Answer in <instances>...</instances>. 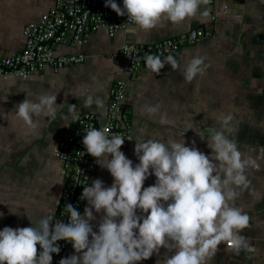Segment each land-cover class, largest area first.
<instances>
[{"label":"crops","instance_id":"1","mask_svg":"<svg viewBox=\"0 0 264 264\" xmlns=\"http://www.w3.org/2000/svg\"><path fill=\"white\" fill-rule=\"evenodd\" d=\"M53 3L54 0H0V51L20 50L24 25L37 21ZM202 27H212L213 37L175 53L179 68L165 65L157 74L143 61L138 77L128 81L125 102L131 109L132 133L125 138L121 151L134 167L139 163L135 140L183 139L186 146L194 145L210 154L206 144L209 130L224 131L239 151L259 167L246 170L250 183L237 189L239 196L235 200V205L250 217L249 226L241 234L252 250L236 253L224 243L221 264H264V0H217L213 10L201 4L195 17L179 25L165 21L147 32L128 29L112 38L96 32L80 48L58 49L61 53L83 55L85 62L81 65L57 74L46 69L25 82L0 78V231L4 227L32 226L26 215L39 220L49 210L54 212L63 184L55 147L68 135L76 115L92 113L101 123L104 121L110 86L116 80L128 79L127 59L118 53L121 45L159 41ZM200 56L205 57L203 72L186 81L184 67ZM41 93L56 95L60 107L54 118L34 115L33 120L39 123L32 128L13 110L25 97L35 102ZM89 94L100 97L104 108L95 104L86 107ZM157 103L160 112L149 117L144 105ZM96 179L106 187L113 184L110 173L99 165L90 186ZM155 182V176L150 175L144 187ZM93 212L96 218L91 224L93 231H98L103 213ZM138 213L145 215L139 210ZM74 254L71 244L67 257ZM164 257L163 252L151 259L163 261Z\"/></svg>","mask_w":264,"mask_h":264},{"label":"clouds","instance_id":"2","mask_svg":"<svg viewBox=\"0 0 264 264\" xmlns=\"http://www.w3.org/2000/svg\"><path fill=\"white\" fill-rule=\"evenodd\" d=\"M206 3L208 0H123L121 8L115 0H107L105 6L132 22L129 31L139 28L147 32L165 21L179 25L195 17L200 5ZM204 61L205 57H196L184 67L186 81L203 72ZM145 63L157 74L165 65L179 68L172 55L163 59L147 55ZM93 104L104 108L100 97L87 95L85 106ZM59 107L56 95L41 93L35 102L25 97L13 112L35 128L39 122L33 120L34 115L54 118ZM160 107L159 103L144 105L149 117L158 114ZM230 119L226 117L223 123ZM209 131L206 144L210 154L194 145L186 146L183 139L135 140L139 163L134 167L121 151L125 138L120 134L86 130L83 146L100 167L107 169L113 184L106 187L96 179L83 187L80 199L88 206L81 215L73 205H66L67 222L55 220V212L49 210L39 220L26 215L30 227H4L0 231V264H52L53 254L60 252L58 241L70 242L75 253L59 264H139L159 254L161 248L174 250V254L165 256L160 264H209L221 243L236 253L251 251L241 234L250 217L235 200L237 189L250 183L246 170L259 165L244 156L224 131ZM150 175L156 182L145 188ZM93 210L103 213L98 231H93L91 224L96 218ZM138 210L145 215H137Z\"/></svg>","mask_w":264,"mask_h":264},{"label":"built area","instance_id":"3","mask_svg":"<svg viewBox=\"0 0 264 264\" xmlns=\"http://www.w3.org/2000/svg\"><path fill=\"white\" fill-rule=\"evenodd\" d=\"M216 1L208 0L204 5L212 6ZM115 2L123 8V0ZM106 3L107 0H54L53 6L37 21L24 25L23 46L20 50L8 53L0 51V78H14L25 82L46 69L57 74L66 68L83 64V55L61 53L59 47L80 48L93 33L101 31L112 38L119 31H126L132 26L126 16H117L110 7L105 6ZM213 34L212 27H202L159 41L121 45L118 53L127 59L128 79L116 80L110 86L104 121L101 123L92 113L76 115L68 135L57 143L54 157L59 163V175L63 184L59 193V205L54 210L55 220L68 221L64 208L68 204L73 205L81 215L84 213L86 200H81L80 197L83 187L90 186L98 166L83 146L86 130H107L109 136L120 134L123 138L132 133L131 109L125 102V92L128 81L138 77L145 57L173 56L183 49L198 45L204 39L212 38ZM57 243L60 252L53 254L52 264H59L62 258H67L71 245L66 241ZM37 247L39 250V246Z\"/></svg>","mask_w":264,"mask_h":264},{"label":"rangeland","instance_id":"4","mask_svg":"<svg viewBox=\"0 0 264 264\" xmlns=\"http://www.w3.org/2000/svg\"><path fill=\"white\" fill-rule=\"evenodd\" d=\"M138 211H137V215H138ZM224 243H221L218 247V250L216 251L215 255L211 258L209 264H221L222 260H221V256L223 255L222 251H223V247H224ZM164 252L165 256H171L174 254V250L173 251H168L167 249L161 248L159 251V254L162 255V253ZM156 254H153V257H155ZM148 259L145 261H140L139 264H160V262H162V259L160 258V260L157 259Z\"/></svg>","mask_w":264,"mask_h":264},{"label":"water","instance_id":"5","mask_svg":"<svg viewBox=\"0 0 264 264\" xmlns=\"http://www.w3.org/2000/svg\"><path fill=\"white\" fill-rule=\"evenodd\" d=\"M214 5H215V4H213L212 6H209V7H211V8H212V10H213V8H214Z\"/></svg>","mask_w":264,"mask_h":264}]
</instances>
